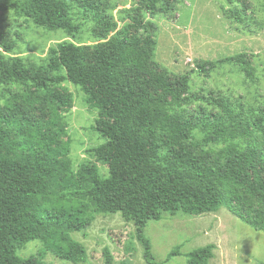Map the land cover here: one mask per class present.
<instances>
[{
	"label": "trees",
	"instance_id": "trees-1",
	"mask_svg": "<svg viewBox=\"0 0 264 264\" xmlns=\"http://www.w3.org/2000/svg\"><path fill=\"white\" fill-rule=\"evenodd\" d=\"M175 1L140 0L138 10L144 15L131 17L118 29L94 2L19 1L23 16L50 30L74 37L80 25L73 9L100 27L91 53L89 46L61 42L49 49L46 65L37 70L20 58L6 60L0 51V83L34 84L44 92L64 81L79 86L87 104L97 110L94 129L104 143L95 154L107 165L108 176L101 177L90 164L76 172L69 167V140L60 119L61 111L71 106V93L52 95L48 120H32L18 109L14 116L0 110V264H46L39 257L21 259L16 254L17 245L34 238L57 258L85 261L83 247L70 233L89 224L85 218L90 206L120 212L134 223L146 264H161L152 258L143 228L163 211L193 215L225 206L264 232V179L259 170L264 162V114L252 122L236 119L222 99L212 103L211 96L189 95V74L170 77L153 63L156 26L146 14L152 18L171 11ZM0 47L9 50L4 37ZM225 63L241 66L246 74L250 70L245 54L197 61L194 70L207 76ZM191 101L200 102L195 117L204 126L216 134L237 132L239 141L219 153L193 154L186 141L194 124L182 109ZM223 105L225 116L212 123L207 107ZM68 195L87 202L63 203L73 200ZM40 227L46 230L39 233ZM213 249L209 244L192 250L187 264H210Z\"/></svg>",
	"mask_w": 264,
	"mask_h": 264
},
{
	"label": "rangeland",
	"instance_id": "rangeland-1",
	"mask_svg": "<svg viewBox=\"0 0 264 264\" xmlns=\"http://www.w3.org/2000/svg\"><path fill=\"white\" fill-rule=\"evenodd\" d=\"M21 0H0V37L9 46L5 59H22L26 67L37 70L46 65L48 51L61 42L80 43L90 47L96 43L100 32L90 18L73 9L74 20L80 25L72 37L62 30H50L23 16ZM76 0H71L74 3ZM99 8L116 23V28L129 23L131 17L143 16L138 10L140 0H86ZM142 8V7H141ZM147 19L156 26V46L153 63L165 69L168 76L189 74V95L211 96L223 100L233 109L236 119L250 122L264 114V0H176L171 11L159 12ZM112 33H109V36ZM108 36V37H109ZM245 54L249 74L233 63L217 65L209 75L197 73V61H215ZM194 70V71H193ZM71 93V106L61 111L60 123L66 126L69 140V167L73 172L83 164L96 168L101 177L108 176V167L97 159L95 149L104 139L95 131L97 110L87 104L81 88L69 81L50 85L49 90L34 84L17 82L0 83V110L15 114L16 109L32 120H48L54 104L52 95ZM227 105L207 107L208 119L221 122ZM200 102L184 104L182 109L194 124L186 141L193 154L226 149L230 142L239 141L237 132L216 134L195 117ZM65 137L61 138V142ZM259 170L264 179V162ZM65 174L60 175L63 179ZM74 204L86 199L66 196ZM85 220L89 224L70 237L83 247L86 259L71 262L45 251L40 238L17 245L16 254L21 259L39 257L46 264H146L144 246L137 236L134 223L120 212H101L90 206ZM46 230V229H45ZM39 228V233L45 231ZM143 233L150 243L153 260L161 264H187L188 253L209 244L214 246L210 264H264V232L256 231L225 206L216 211L188 214L184 211H163L159 219L148 220ZM77 249L75 253H77ZM171 253H175L169 256Z\"/></svg>",
	"mask_w": 264,
	"mask_h": 264
}]
</instances>
